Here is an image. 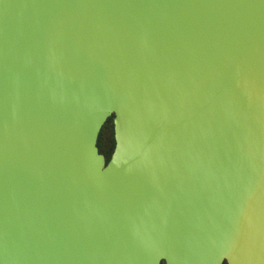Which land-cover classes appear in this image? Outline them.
Wrapping results in <instances>:
<instances>
[{"label":"water","instance_id":"obj_1","mask_svg":"<svg viewBox=\"0 0 264 264\" xmlns=\"http://www.w3.org/2000/svg\"><path fill=\"white\" fill-rule=\"evenodd\" d=\"M0 264H264V0H0Z\"/></svg>","mask_w":264,"mask_h":264},{"label":"rangeland","instance_id":"obj_2","mask_svg":"<svg viewBox=\"0 0 264 264\" xmlns=\"http://www.w3.org/2000/svg\"><path fill=\"white\" fill-rule=\"evenodd\" d=\"M114 146L113 141V130L111 120L103 126L99 138H98V148L100 153H102L106 158H109Z\"/></svg>","mask_w":264,"mask_h":264},{"label":"trees","instance_id":"obj_3","mask_svg":"<svg viewBox=\"0 0 264 264\" xmlns=\"http://www.w3.org/2000/svg\"><path fill=\"white\" fill-rule=\"evenodd\" d=\"M109 121V120H108ZM108 121L106 122V123H108ZM106 123H105V125H106ZM106 159H108V158H106Z\"/></svg>","mask_w":264,"mask_h":264},{"label":"flooded vegetation","instance_id":"obj_4","mask_svg":"<svg viewBox=\"0 0 264 264\" xmlns=\"http://www.w3.org/2000/svg\"><path fill=\"white\" fill-rule=\"evenodd\" d=\"M100 152V151H99Z\"/></svg>","mask_w":264,"mask_h":264}]
</instances>
